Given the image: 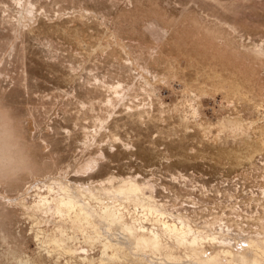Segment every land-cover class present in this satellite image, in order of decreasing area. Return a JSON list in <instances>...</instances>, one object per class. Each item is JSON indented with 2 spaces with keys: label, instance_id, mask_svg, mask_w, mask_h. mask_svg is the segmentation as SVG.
<instances>
[{
  "label": "rangeland",
  "instance_id": "374dc122",
  "mask_svg": "<svg viewBox=\"0 0 264 264\" xmlns=\"http://www.w3.org/2000/svg\"><path fill=\"white\" fill-rule=\"evenodd\" d=\"M119 83L121 96L106 85ZM0 104L22 119L35 162L0 186V264H201L182 247L178 259L142 252L97 214L88 226L38 209L61 184H93L99 198L83 204L122 202L145 219L97 190L132 176L168 219L263 232L264 0H0Z\"/></svg>",
  "mask_w": 264,
  "mask_h": 264
},
{
  "label": "bare ground",
  "instance_id": "6f19581e",
  "mask_svg": "<svg viewBox=\"0 0 264 264\" xmlns=\"http://www.w3.org/2000/svg\"><path fill=\"white\" fill-rule=\"evenodd\" d=\"M106 85L110 90L119 96H121V93L124 90V86L121 83L117 85ZM110 101L111 98L109 99V102ZM96 134L97 130L95 135ZM88 135L90 140L91 136L89 133ZM95 135H92L94 139ZM97 164L98 160L88 162L86 168L91 169ZM111 178L108 177L107 180H111ZM103 181L104 180H101L99 182L100 187L97 186V190H106L107 193H110L113 197H117L119 193L120 195H123V197L127 196L128 199H132L136 203L142 205L145 211V213H143L146 216L145 219H143L144 217H136L134 212H131L133 215L130 217L133 220L127 219L125 215L129 213L130 210L127 208V204H123L122 202L119 203V207L111 204H105L99 211L94 210L90 207V205L83 204L85 202H82L80 195L87 198H93L94 196L99 198V196H96L94 193V189L96 187L92 186L93 184H88L86 186L77 185V194L73 192L74 188L72 189L68 185L61 184L60 190H58L59 193L54 197L50 198L41 194L40 199L36 201L37 207L42 211H54L61 215H69L73 212L75 213L74 216L69 215L72 222L84 221L87 222L88 226L94 223V221H92V217L97 214L100 219L109 223H118L120 227L127 232L128 235L126 237L129 236L128 241L129 239H132L135 246L145 253L149 251L152 254L163 253L167 257H174L178 259L179 255H175L173 249L175 247H182L185 251V256L190 257L193 261L201 264L263 263L264 224H262L263 232H258V236L246 237L243 240H240L235 232L231 233L235 237L229 235L228 230H230L231 226L228 223L230 222L226 221L227 224H224L223 226L222 222L219 221V218L214 219L213 221H206L202 226L203 228L195 227L196 225H193L189 218H182V216H178L180 223H178L175 219L171 220L172 218L177 217V215L171 211H167V209L163 208L165 206H161L157 203V201H155L152 192L150 193V191L147 192L146 190L152 189V186L146 182L136 181V179L132 176L122 179V183L118 185H114L112 183L110 186H103ZM49 189L51 190L53 187L51 188L49 186ZM125 210L127 212H125ZM169 216L172 218L168 219L167 217ZM147 219H151V226L143 222ZM63 234L62 236L55 238L57 243L65 244L66 238ZM164 237H166L165 240ZM244 240L247 247L243 246L244 243H241ZM206 244L211 245L212 249L209 250L206 247ZM104 245L105 249L110 247L108 243H105ZM111 245L122 246L123 244L121 245L120 242L114 241ZM69 251H74L70 245ZM141 258L145 257L143 256ZM144 263L153 264L146 261Z\"/></svg>",
  "mask_w": 264,
  "mask_h": 264
},
{
  "label": "clouds",
  "instance_id": "9594fccd",
  "mask_svg": "<svg viewBox=\"0 0 264 264\" xmlns=\"http://www.w3.org/2000/svg\"><path fill=\"white\" fill-rule=\"evenodd\" d=\"M31 149L23 136V121L0 104V186L17 182L34 171Z\"/></svg>",
  "mask_w": 264,
  "mask_h": 264
},
{
  "label": "built area",
  "instance_id": "2783aa9c",
  "mask_svg": "<svg viewBox=\"0 0 264 264\" xmlns=\"http://www.w3.org/2000/svg\"><path fill=\"white\" fill-rule=\"evenodd\" d=\"M221 187H222V188L216 186V189H217L218 191H220L222 194H224L225 191L228 192L227 189H228L229 187H227V186H221ZM222 189H223V191H222ZM205 194H206V195H209L208 193H205ZM194 201H195V200H194ZM194 201H193V202H194ZM193 202H191V203H193ZM219 203H221V202H218V204H219ZM219 218H220L219 221L222 222V224H223L224 222L227 221V219H224V220H223V217L221 218V216H220ZM212 219H213V218H212ZM212 219H208V220H212ZM231 229H233V228H232V224H231V228H230V230H231ZM231 233H232V232H231ZM229 235H233V234H229Z\"/></svg>",
  "mask_w": 264,
  "mask_h": 264
}]
</instances>
